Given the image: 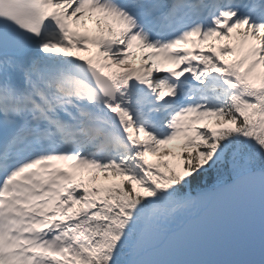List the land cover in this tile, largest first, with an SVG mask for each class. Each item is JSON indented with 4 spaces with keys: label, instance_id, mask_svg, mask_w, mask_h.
Masks as SVG:
<instances>
[{
    "label": "snow or ice",
    "instance_id": "1",
    "mask_svg": "<svg viewBox=\"0 0 264 264\" xmlns=\"http://www.w3.org/2000/svg\"><path fill=\"white\" fill-rule=\"evenodd\" d=\"M0 264H264V0H0Z\"/></svg>",
    "mask_w": 264,
    "mask_h": 264
},
{
    "label": "rangeland",
    "instance_id": "2",
    "mask_svg": "<svg viewBox=\"0 0 264 264\" xmlns=\"http://www.w3.org/2000/svg\"><path fill=\"white\" fill-rule=\"evenodd\" d=\"M90 28V27H89ZM136 65L138 66L139 65V59L137 58V60H136ZM169 65H171V64H169ZM163 67V66H162ZM211 122L210 123H214L215 122V118L214 119H212V120H210ZM163 147H166V146H161V148H163Z\"/></svg>",
    "mask_w": 264,
    "mask_h": 264
},
{
    "label": "bare ground",
    "instance_id": "3",
    "mask_svg": "<svg viewBox=\"0 0 264 264\" xmlns=\"http://www.w3.org/2000/svg\"><path fill=\"white\" fill-rule=\"evenodd\" d=\"M80 55H85V56H87L88 55V53H79ZM210 123V122H209Z\"/></svg>",
    "mask_w": 264,
    "mask_h": 264
},
{
    "label": "trees",
    "instance_id": "4",
    "mask_svg": "<svg viewBox=\"0 0 264 264\" xmlns=\"http://www.w3.org/2000/svg\"><path fill=\"white\" fill-rule=\"evenodd\" d=\"M91 23V22H90Z\"/></svg>",
    "mask_w": 264,
    "mask_h": 264
}]
</instances>
